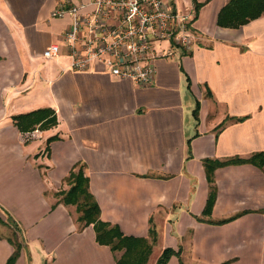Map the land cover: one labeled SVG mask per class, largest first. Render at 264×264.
I'll list each match as a JSON object with an SVG mask.
<instances>
[{
	"label": "crops",
	"instance_id": "obj_1",
	"mask_svg": "<svg viewBox=\"0 0 264 264\" xmlns=\"http://www.w3.org/2000/svg\"><path fill=\"white\" fill-rule=\"evenodd\" d=\"M64 1L0 0V264L14 251L11 226L22 243L14 264H116L57 196L76 164L101 220L128 236L155 231L160 245L149 264L173 245L184 264H264V168H217L216 199L203 216L211 192L203 161L264 151V15L221 27L230 0H198L197 13L194 0H168L191 12L195 43L152 60V84L139 85L97 62L69 69L71 19L51 16ZM51 44L60 52L46 59ZM48 108L57 126L47 130L22 132L13 119ZM212 238L228 239L221 246Z\"/></svg>",
	"mask_w": 264,
	"mask_h": 264
},
{
	"label": "built area",
	"instance_id": "obj_2",
	"mask_svg": "<svg viewBox=\"0 0 264 264\" xmlns=\"http://www.w3.org/2000/svg\"><path fill=\"white\" fill-rule=\"evenodd\" d=\"M51 16L71 19L63 35L71 71H87L97 62L113 77L139 85L152 84V60L177 47L191 49L196 40L191 12L174 9L168 0H65ZM59 52L60 46L51 44L43 55L52 59Z\"/></svg>",
	"mask_w": 264,
	"mask_h": 264
},
{
	"label": "trees",
	"instance_id": "obj_3",
	"mask_svg": "<svg viewBox=\"0 0 264 264\" xmlns=\"http://www.w3.org/2000/svg\"><path fill=\"white\" fill-rule=\"evenodd\" d=\"M199 7L200 3L198 0H194L195 13L198 12ZM262 15H264V0H230L219 13L218 25L221 27L237 28ZM196 113L197 110H195ZM13 119L22 132H31L35 128L46 129L57 123L55 112L49 108L38 109L27 114L18 115ZM54 139H56V136L47 140L46 148L49 147V143ZM188 153L190 155L189 144ZM203 162L207 181L211 185V192L203 214L209 215L216 199V188L214 186L215 170L231 164H251L259 168H264V151L254 153L246 159L230 158L224 161L205 159ZM65 182L69 184V189L57 193V196L61 197L60 201L76 207L79 223L83 227L92 226L96 243L107 246L110 249L115 255L116 264L148 263L153 245L157 241L155 231L152 228L150 229L151 240H149L145 237L125 235L119 226L101 220V210L89 190V179L84 173L83 165H81L78 172H75L73 167L69 175L65 178ZM234 218L236 217L221 220L216 222V224H223ZM9 242L13 245L14 251L5 264H14L20 255L22 243L19 241L16 233L9 239ZM118 253L119 256L116 257ZM180 255V247L178 249L165 247L162 249L154 264H168L174 256L178 258L179 264H184L180 259ZM223 264H228V262H224Z\"/></svg>",
	"mask_w": 264,
	"mask_h": 264
},
{
	"label": "rangeland",
	"instance_id": "obj_4",
	"mask_svg": "<svg viewBox=\"0 0 264 264\" xmlns=\"http://www.w3.org/2000/svg\"><path fill=\"white\" fill-rule=\"evenodd\" d=\"M57 126V123L55 124V125H53V126H50V127H48V128H46V130L47 129H50V128H53V127H56ZM36 129V128H35ZM42 130V129H41ZM231 165H237V164H231ZM227 166H229V165H227ZM224 167H226V166H224ZM80 168H81V165H79V164H76L75 166H74V171L75 172H78L79 170H80ZM68 186H69V184H67ZM69 189V188H68ZM67 189V190H68ZM67 190H62V191H67ZM60 197V196H59ZM203 216H206V215H204L203 214ZM235 217V216H234ZM230 218H232V217H230ZM227 219H229V218H227ZM223 220H226V219H223ZM219 222V221H218ZM220 225V224H219ZM8 235L9 236H12V235H14V228L11 226L10 227V231H9V233H8ZM149 240H151V238H148ZM200 239L201 240H203L204 241V239L205 240H207V238H198V241H200ZM226 239H228V238H212V240L214 241V244L215 245H223V246H225V244H224V241L226 240ZM251 240H252V238H250ZM208 240L210 241L211 240V238H208ZM187 241H188V239L187 238H183V244L184 245H187ZM159 243V242H158ZM158 243H155L154 245H153V249L154 250H158L159 249V245L160 244H158ZM204 243V242H203ZM251 245H252V243H251ZM169 247H172L173 249H178L179 248V245L178 246H169ZM153 251V250H152ZM152 254V256H153V253H151ZM117 256H119V253L118 254H116V257ZM150 258V257H149ZM185 258H186V261L188 262V263H192V262H194V261H201V260H195V259H193V258H191L190 256H185ZM207 260L208 259H210V257L209 258H206ZM202 261H205V260H202ZM149 262V261H148ZM224 262H228L229 263V261H224ZM224 262H222V263H219V264H223ZM150 263V262H149ZM149 263H147V264H149ZM205 263V262H204Z\"/></svg>",
	"mask_w": 264,
	"mask_h": 264
}]
</instances>
